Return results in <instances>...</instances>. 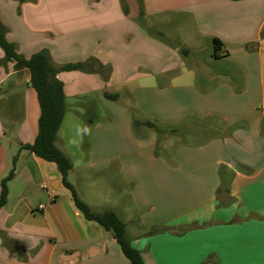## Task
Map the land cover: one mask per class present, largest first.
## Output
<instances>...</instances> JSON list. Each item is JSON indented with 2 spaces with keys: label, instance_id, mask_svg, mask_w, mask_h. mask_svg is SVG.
Masks as SVG:
<instances>
[{
  "label": "crops",
  "instance_id": "0c3cea01",
  "mask_svg": "<svg viewBox=\"0 0 264 264\" xmlns=\"http://www.w3.org/2000/svg\"><path fill=\"white\" fill-rule=\"evenodd\" d=\"M96 1L0 0L7 39L25 58L60 37L68 57L49 56L53 68L97 61L57 75L63 122L70 113L92 127L79 166L110 167L124 178L133 214L122 217L145 264H261L264 0H125L147 30L158 19L156 40L142 33L137 58L109 49L124 17L120 0ZM128 24L130 45L139 29ZM214 39L222 43L216 53ZM9 66L0 73V193L14 157L16 164L0 208V264H131L112 233L77 209L57 165L21 149L37 136L40 107L36 92L23 88L29 72ZM135 119L160 132L135 127ZM56 146L72 162L69 180L80 167L58 136Z\"/></svg>",
  "mask_w": 264,
  "mask_h": 264
},
{
  "label": "trees",
  "instance_id": "16d2710c",
  "mask_svg": "<svg viewBox=\"0 0 264 264\" xmlns=\"http://www.w3.org/2000/svg\"><path fill=\"white\" fill-rule=\"evenodd\" d=\"M18 1L23 2L25 0ZM124 8L126 9V6ZM6 34L7 29L0 21V48L5 54V62H13L17 72H29L30 85L36 92L40 107L37 136L33 143L22 145L21 149L28 150L45 161L55 163L61 174L63 186L71 192L75 206L84 218L88 221L96 222L106 232L112 233L123 254L131 264H145L140 251L132 246L127 236L126 224L121 220L118 214L112 210L94 212L89 205L79 198L75 187L68 180V175L73 167L72 162L56 146L58 132L66 113L64 86L57 78V75L61 71L89 70L97 61L91 59L86 63H78L55 69L51 65L47 51L43 50L33 54L30 58H25L18 52L17 46L8 41ZM213 43L215 46L214 52L216 53L217 47L219 45L222 46V43L217 39H214ZM104 96L112 101H116L119 97L117 93H105ZM134 125L135 127L146 125L160 132L156 124L150 120L139 122L135 119ZM15 164L16 157L13 159V168L1 182L0 208H2L7 201V183L14 176Z\"/></svg>",
  "mask_w": 264,
  "mask_h": 264
},
{
  "label": "rangeland",
  "instance_id": "374dc122",
  "mask_svg": "<svg viewBox=\"0 0 264 264\" xmlns=\"http://www.w3.org/2000/svg\"><path fill=\"white\" fill-rule=\"evenodd\" d=\"M96 1V0H95ZM97 2V1H96ZM137 4H139V0H135ZM120 7L124 14V17L122 21L118 23V27H114L111 29L109 35H110V42H109V49L114 53V57L117 55L121 56L125 54H133L135 58H137V51L142 49V38L141 34L143 33L145 36H148L149 38L156 40L154 38L155 35H157L158 31V19L155 17H151L150 23L148 22L147 30V22L145 16H141L140 11L139 13L130 15L128 11L124 8L126 6L125 0H120ZM129 22L133 23L139 31L137 30V34L135 39L130 45H127L125 41L123 42L125 36L130 32L129 31ZM129 26V27H128ZM142 31V32H140ZM188 32V31H187ZM187 34V33H186ZM189 34V32H188ZM49 39L51 37V33H47ZM61 39L60 37H56L54 39V42H51L47 40L45 49L49 53L50 58H53V55H58L57 58H67L68 56L64 54L62 51L61 46ZM45 44V43H44ZM145 44V43H144ZM143 44V46H144ZM41 50V51H42ZM48 50H51L48 51ZM156 50V49H155ZM153 52H157V51ZM77 52V54H74V58H78L79 54L76 49L73 48L72 52ZM53 54V55H52ZM56 58V57H55ZM56 58V60H57ZM125 61V58L122 60ZM10 63L13 62H4L3 67H0V73H7L8 67H10ZM57 63V62H56ZM58 65L61 66L60 63ZM1 66V65H0ZM133 66V65H132ZM136 70L135 68L127 69V71L124 74V76L132 75ZM10 86V83L8 81L5 82V88H8ZM24 90L28 91H35L33 90L32 86L30 84H24L23 86ZM119 104V103H118ZM74 118H76L74 115L68 113L66 117V121L68 124L74 123ZM66 127V125H65ZM155 136L156 134L153 133ZM86 142V137H85ZM81 155L78 154L75 159H81ZM74 162V158H72ZM82 162H85L83 160ZM80 167V166H79ZM78 168V172H74L70 174L69 180L73 183L75 190L79 196V198L85 202L87 205L91 207V209L94 212H104L107 210H112L118 214V216L121 218V220L128 226L127 220L122 217V212H125L127 216H132L133 214V207L132 202L130 199V188L129 186L124 182V178L115 171H113V168L110 169L107 168H90L87 169L84 167ZM110 171H112L110 175Z\"/></svg>",
  "mask_w": 264,
  "mask_h": 264
},
{
  "label": "clouds",
  "instance_id": "9594fccd",
  "mask_svg": "<svg viewBox=\"0 0 264 264\" xmlns=\"http://www.w3.org/2000/svg\"><path fill=\"white\" fill-rule=\"evenodd\" d=\"M74 123L68 124L63 122L61 129L58 132V137L64 143V147L68 150L71 158H74V164L79 166L82 163L81 159H75L78 154L82 156L81 148L85 142V137L91 136L92 127L81 121L78 117L74 118Z\"/></svg>",
  "mask_w": 264,
  "mask_h": 264
},
{
  "label": "built area",
  "instance_id": "2783aa9c",
  "mask_svg": "<svg viewBox=\"0 0 264 264\" xmlns=\"http://www.w3.org/2000/svg\"><path fill=\"white\" fill-rule=\"evenodd\" d=\"M46 186H43L42 188H45ZM40 209H43L44 208V206L43 205H40V207H39Z\"/></svg>",
  "mask_w": 264,
  "mask_h": 264
},
{
  "label": "snow or ice",
  "instance_id": "6c2138e0",
  "mask_svg": "<svg viewBox=\"0 0 264 264\" xmlns=\"http://www.w3.org/2000/svg\"><path fill=\"white\" fill-rule=\"evenodd\" d=\"M261 264H264V261H262Z\"/></svg>",
  "mask_w": 264,
  "mask_h": 264
}]
</instances>
